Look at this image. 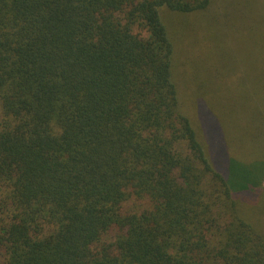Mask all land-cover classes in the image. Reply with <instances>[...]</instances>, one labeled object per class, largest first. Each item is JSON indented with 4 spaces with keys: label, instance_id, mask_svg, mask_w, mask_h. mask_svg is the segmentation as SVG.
Returning a JSON list of instances; mask_svg holds the SVG:
<instances>
[{
    "label": "trees",
    "instance_id": "obj_1",
    "mask_svg": "<svg viewBox=\"0 0 264 264\" xmlns=\"http://www.w3.org/2000/svg\"><path fill=\"white\" fill-rule=\"evenodd\" d=\"M213 2L0 0L3 264H264L208 44L167 30Z\"/></svg>",
    "mask_w": 264,
    "mask_h": 264
},
{
    "label": "rangeland",
    "instance_id": "obj_2",
    "mask_svg": "<svg viewBox=\"0 0 264 264\" xmlns=\"http://www.w3.org/2000/svg\"><path fill=\"white\" fill-rule=\"evenodd\" d=\"M177 16H173L176 27L167 25L176 44L202 47V54L208 44L203 67L207 76L201 83L223 112L227 156L240 163L242 179L256 183L234 194L237 215L264 236V0H214L201 21L208 28L207 36L190 18ZM193 17L199 23L198 16ZM191 26L195 30L189 37ZM183 59L188 61L186 56ZM183 59L180 62L193 74Z\"/></svg>",
    "mask_w": 264,
    "mask_h": 264
}]
</instances>
